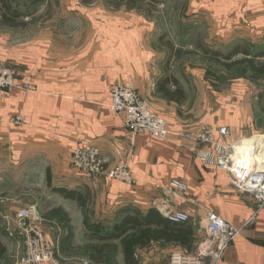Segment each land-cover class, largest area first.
Instances as JSON below:
<instances>
[{
	"label": "crops",
	"instance_id": "crops-1",
	"mask_svg": "<svg viewBox=\"0 0 264 264\" xmlns=\"http://www.w3.org/2000/svg\"><path fill=\"white\" fill-rule=\"evenodd\" d=\"M72 2L65 16L81 22L66 24L70 34L57 28L21 34L16 27L1 26L0 62L21 82L29 80L32 90L0 89V182L15 187L20 181L30 185L28 181L37 180L39 188L92 194L94 211L101 216L94 219L98 224L108 221L119 226L127 216L136 213L144 217L151 210L161 214L152 206L159 201L172 210L190 213L188 224L194 229L205 222L208 212H215L239 229L218 264H264V208L259 209L250 196L233 189L224 171L203 165L191 152L189 139L132 138L109 108L112 85L129 83L171 131L192 133L209 125L217 139L224 140L217 132L226 127L231 134L224 142L231 143L262 133L252 124L258 119L248 103L255 104L259 91L250 95L231 89L225 93L221 77H215L214 87H209L205 76L186 74V63L177 60L170 67L167 36L173 33L162 29L156 13L125 6L112 9L105 1H98L95 9L89 10L81 0ZM180 2L185 10L183 21L191 22L205 13L208 25L203 33L200 25L183 28L184 35L199 32L215 37L222 45L224 21L237 19L246 25L242 30L251 38V49L264 41V0ZM233 31L238 37L235 28ZM177 66L181 74L176 72ZM176 90L182 94L175 95ZM18 115L23 117L21 125L12 122ZM84 143L97 147L108 166L126 163L135 184L89 179L71 168L72 150ZM172 179L186 185L185 195L171 198L166 194ZM12 210L14 216H6L5 225L23 231L17 217L20 207ZM163 245L173 251L191 248ZM51 264L64 263L54 253Z\"/></svg>",
	"mask_w": 264,
	"mask_h": 264
},
{
	"label": "rangeland",
	"instance_id": "rangeland-1",
	"mask_svg": "<svg viewBox=\"0 0 264 264\" xmlns=\"http://www.w3.org/2000/svg\"><path fill=\"white\" fill-rule=\"evenodd\" d=\"M72 1L44 0L41 3L30 4L33 0H10L9 4L12 11L21 15L16 22L24 24L22 27H16L18 28L16 31L18 33L21 32V34H34L39 32V29L53 31L57 28L59 32L64 31V33L70 34L67 33L66 24L77 23L79 25V22H81V20H72L71 17L66 18L65 16V13H67L66 8L73 7ZM98 1L100 3L104 2V0L92 1L87 8L89 10L95 9ZM144 3H146L144 10L149 9L150 12L157 14L162 29L171 30V33H173V35L167 36V43L173 45L177 51L186 53L196 51V54H187L177 59L179 62L186 63L184 64L186 66L184 70H186L187 75L205 76V81L209 87H214L215 77H221L223 78L221 85L225 93H228L231 89L234 90V93H249L250 95L251 91H259V93L264 91V78L262 80H255L247 65L235 66L230 71L225 70L214 62L203 58V53L198 47L200 43L199 46L204 49L228 55L234 47L247 46L250 50V57L255 56L256 62L264 63V57L257 55L260 51H263L264 41L256 43V46H253L254 48L251 49V38L243 34L242 28L246 26L244 21L237 19L224 21L225 32L222 36L221 45L215 41V37L213 38L209 35L201 36L198 34L199 32L197 34L193 32L190 35L182 33L183 28L190 27L193 29V26L198 25H200L198 26L200 33H203L205 28H208L204 19L205 13H200V18L191 20V22L188 20L187 22L183 21L185 10L180 0H159L154 5V8L149 4L148 0H145ZM234 28L236 29V33H239L238 37L233 36L235 34ZM178 30H182L181 33L179 32L181 35L177 34ZM247 32H251V29ZM242 58V54H237L230 59V62L238 61ZM177 60L174 59L172 62H169L171 63L170 67ZM175 68L176 72L181 74L179 70L182 72V69L180 67L179 69L178 66ZM189 85L192 88H189V91L193 92V85ZM255 99H257L255 100V104L248 101L250 106L252 105V109H255L254 117L258 119V121L253 120L252 124L259 127L262 132L261 134L264 136V104L258 99V96ZM227 102L236 101L227 100ZM189 103L190 100L188 101V105ZM259 139L261 138H258L257 141ZM259 153L264 156V144L261 145ZM28 182L31 184L28 185L20 181V185L15 187H6L5 184L0 182V240L6 248L5 258L3 259L4 264H16L25 252L24 232L17 230V227L13 230L9 229L5 225V217L14 216L13 207H20L22 209L29 206H36L37 209V219L29 224L30 227L42 233L45 239L53 246L57 258L64 264L91 260L90 255L95 254L96 250L103 246L102 260L99 263L123 264L121 238L114 237L113 239L98 241L93 240L91 237V235H119L118 226H113L111 223L107 224L108 221H102L100 224L95 222L94 219L97 221L101 216L100 213L94 211V197L92 194L86 197L85 200L87 202L84 205L85 207L79 209L76 202L63 198L51 188H39V181L32 180ZM28 187L32 188L28 190ZM114 223H118V220L114 221ZM172 251L173 248L168 245L153 244L146 250H138L135 253V259L138 261V264H168L169 255Z\"/></svg>",
	"mask_w": 264,
	"mask_h": 264
},
{
	"label": "built area",
	"instance_id": "built-area-1",
	"mask_svg": "<svg viewBox=\"0 0 264 264\" xmlns=\"http://www.w3.org/2000/svg\"><path fill=\"white\" fill-rule=\"evenodd\" d=\"M22 89L31 91V82H21L16 78V73L0 62V89ZM110 110L122 121L124 128L131 137L147 135L163 141H175L179 138L189 139L193 146L190 148L203 165L214 166L226 173L230 185L238 193L250 196L259 209L264 208V156L260 150L245 149L244 146L234 147L236 142H224L230 136L226 127L215 130L209 125H201L192 133L171 131L165 119L153 113L136 89L129 83H117L110 89ZM15 125L23 123L21 115L13 121ZM262 134L250 135L248 140L261 137ZM70 166L78 173L89 179L105 178L116 180L127 185H134L135 180L129 173L124 162L108 166V160L100 154L97 147L84 143L72 150ZM186 185L172 179L165 188L166 194L172 197H181L187 193ZM162 204H160V203ZM153 202L163 217L173 224L188 223L191 214L185 211H175L163 201ZM169 202V201H168ZM160 205H164V208ZM18 224L25 235L24 254L16 264H51L54 262L55 250L45 237L29 224L37 219V209L30 206L18 211ZM239 234L228 221L215 212H208L204 223H199L194 229V243L192 248L176 250L170 253L168 264H218L224 251ZM72 264H101L88 260Z\"/></svg>",
	"mask_w": 264,
	"mask_h": 264
},
{
	"label": "trees",
	"instance_id": "trees-1",
	"mask_svg": "<svg viewBox=\"0 0 264 264\" xmlns=\"http://www.w3.org/2000/svg\"><path fill=\"white\" fill-rule=\"evenodd\" d=\"M10 0H0V26L5 27H22L24 24L16 22L21 17L17 12L12 11L10 7ZM40 2L42 0H35ZM83 4L90 5L95 0H81ZM112 9H119L125 6L128 10H138L141 12L152 13L149 9L144 10L145 0H104ZM159 0H148L151 6L156 5ZM148 6V5H147ZM203 53V58L214 62L215 64L223 67L225 70L230 71L238 65H247L255 80H262L264 78V63L256 62L255 56L250 57V50L247 46L234 47L230 54L223 55L222 53L211 52L199 46ZM171 55L169 60H177L187 54H196V51L181 52L175 50L168 44ZM237 54H242L243 58L238 61H231L230 59ZM259 57H264V51L257 54ZM256 55V56H257ZM174 58V59H173ZM173 81V79L171 80ZM180 91L176 90L175 95H181ZM258 99L264 104V91L259 94ZM63 198L76 202L79 208L85 207L87 202L86 197L89 193H81L77 191L67 190L65 188L54 189ZM88 199V198H87ZM89 200V199H88ZM119 235L101 236L91 235L93 240L105 241L109 239L121 238L122 244V258L123 264H138L135 259V253L138 250H145L150 248L154 243L160 242L163 244H177L179 246L188 248L193 246L194 228L188 223L173 224L169 222L162 214L155 210H151L146 216L141 217L138 214L127 216L122 224L117 227ZM115 238V239H116ZM103 247H99L95 254H91L90 262L99 263L102 260ZM6 254V248L0 240V264Z\"/></svg>",
	"mask_w": 264,
	"mask_h": 264
},
{
	"label": "bare ground",
	"instance_id": "bare-ground-1",
	"mask_svg": "<svg viewBox=\"0 0 264 264\" xmlns=\"http://www.w3.org/2000/svg\"><path fill=\"white\" fill-rule=\"evenodd\" d=\"M258 138H261V139H259V141H257ZM258 138H254L251 140L250 139L248 140L247 138H245L242 141L236 142L234 144V147L238 148V146L240 145V146H244L245 149L251 148V150H252L255 147V149L260 150L261 145L264 144V136L262 135L261 137H258Z\"/></svg>",
	"mask_w": 264,
	"mask_h": 264
}]
</instances>
